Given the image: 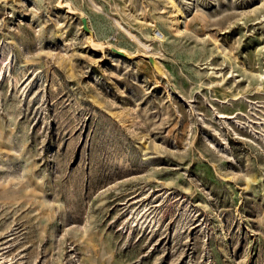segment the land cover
Returning a JSON list of instances; mask_svg holds the SVG:
<instances>
[{
    "label": "rangeland",
    "instance_id": "rangeland-1",
    "mask_svg": "<svg viewBox=\"0 0 264 264\" xmlns=\"http://www.w3.org/2000/svg\"><path fill=\"white\" fill-rule=\"evenodd\" d=\"M0 264H264V0H0Z\"/></svg>",
    "mask_w": 264,
    "mask_h": 264
},
{
    "label": "bare ground",
    "instance_id": "bare-ground-1",
    "mask_svg": "<svg viewBox=\"0 0 264 264\" xmlns=\"http://www.w3.org/2000/svg\"><path fill=\"white\" fill-rule=\"evenodd\" d=\"M180 13L182 14V11ZM175 23L176 24H179V19L178 18L175 20ZM175 28H176L177 31L179 30L178 27H177V25H175Z\"/></svg>",
    "mask_w": 264,
    "mask_h": 264
}]
</instances>
